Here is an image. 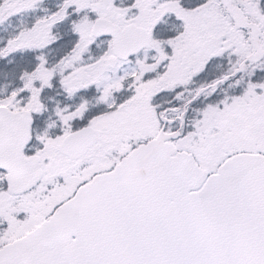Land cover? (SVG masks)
I'll use <instances>...</instances> for the list:
<instances>
[{
  "label": "snow or ice",
  "instance_id": "1",
  "mask_svg": "<svg viewBox=\"0 0 264 264\" xmlns=\"http://www.w3.org/2000/svg\"><path fill=\"white\" fill-rule=\"evenodd\" d=\"M0 264H264V0H0Z\"/></svg>",
  "mask_w": 264,
  "mask_h": 264
}]
</instances>
